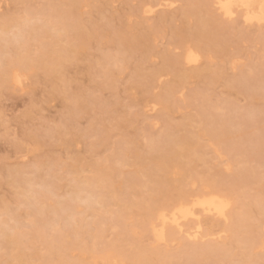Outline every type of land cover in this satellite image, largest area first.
<instances>
[{
    "label": "rangeland",
    "instance_id": "374dc122",
    "mask_svg": "<svg viewBox=\"0 0 264 264\" xmlns=\"http://www.w3.org/2000/svg\"><path fill=\"white\" fill-rule=\"evenodd\" d=\"M217 2L0 0V264H264V20Z\"/></svg>",
    "mask_w": 264,
    "mask_h": 264
},
{
    "label": "bare ground",
    "instance_id": "6f19581e",
    "mask_svg": "<svg viewBox=\"0 0 264 264\" xmlns=\"http://www.w3.org/2000/svg\"><path fill=\"white\" fill-rule=\"evenodd\" d=\"M218 7L221 12L224 14L230 15L233 14V8H239L242 11V16L246 21L252 20H264V0H218ZM186 59L189 62L194 61V57L192 54L186 55ZM17 75V74H16ZM197 206L199 209L206 211L207 213H214L217 216L224 214V209L226 207V203L224 200L217 196H204L196 201H194L190 206H178L173 209L170 216H166L165 214L161 213L157 219L160 224V229L155 230V235L157 239H161L162 237V230L167 223H173L178 226V224L182 221L187 219L190 216H193V212L195 214V208ZM205 212V213H206ZM196 215V214H195ZM197 216V215H196ZM195 218V217H194ZM198 228V227H197ZM195 231H193L194 233ZM190 235H192L190 233ZM195 236V233L192 237ZM196 237V236H195Z\"/></svg>",
    "mask_w": 264,
    "mask_h": 264
}]
</instances>
